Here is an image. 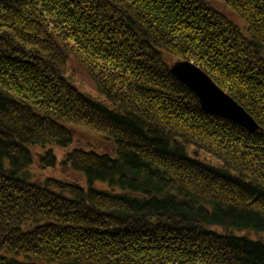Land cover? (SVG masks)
<instances>
[{
    "label": "trees",
    "instance_id": "obj_1",
    "mask_svg": "<svg viewBox=\"0 0 264 264\" xmlns=\"http://www.w3.org/2000/svg\"><path fill=\"white\" fill-rule=\"evenodd\" d=\"M167 54L262 131L201 110ZM71 60L113 107L70 84ZM72 120L114 153L66 147ZM55 147L86 187L41 178ZM261 185L264 0L0 2V264H264Z\"/></svg>",
    "mask_w": 264,
    "mask_h": 264
},
{
    "label": "rangeland",
    "instance_id": "obj_2",
    "mask_svg": "<svg viewBox=\"0 0 264 264\" xmlns=\"http://www.w3.org/2000/svg\"><path fill=\"white\" fill-rule=\"evenodd\" d=\"M167 55H169V54H167ZM172 58L173 57H170V55H169V61H170L169 70H170V72H171L170 66L173 65L175 62H177V61L190 62V60L186 59V58H177V59L173 58V60H171ZM191 64H193V63H191ZM63 76L67 77L69 79L70 84H73L81 93L83 92V93L89 94V96H91L93 98L95 96H97L95 93L96 90L94 91V88L92 86L93 85L92 83L95 80V78L94 79L91 78L89 72L84 70L75 61L71 60L69 62V64H67L65 66ZM91 80H93V81H91ZM199 106H200V109L203 110L200 103H199ZM243 110H245V109L243 108ZM252 119L254 120L253 117H252ZM77 122H79V120L70 121L71 127L73 129V136L74 137L72 140L71 139L69 140V143H67L66 147H68L70 149H72V148L74 149V147H77L78 150L80 148H83V149L89 150L88 152H94V151L96 152L97 151L99 153H101V152H106V153H110V154L114 153L115 149H114L112 142L110 140H107L102 133L98 132L97 126L93 127V124H89V123H87V124L83 123L82 124L80 122L79 123H77ZM232 123H234V122H232ZM234 124H236V123H234ZM236 125L240 126L239 124H236ZM241 127L244 128L245 130L249 131V132L262 131V129H260V127H258V129L255 131L248 130L247 128H245L243 126H241ZM54 152H55L54 154L56 156L57 165L54 169H50V168L47 169V168L41 167V169L39 171V172H41L39 174L41 176V178H45V176L58 177V178H61V180H68L69 183L74 182L75 184L84 186L85 177H83V175H81L80 173L72 171V169H70L69 166H67L66 164H65L66 166L64 168H62L63 165L60 162L65 159V154H64L65 151H64L63 147L62 148L55 147ZM203 155L206 156L205 154H203ZM213 160L216 161L215 159H213ZM37 168H40V167H37ZM62 172H64V174ZM72 174H73L76 181L74 180V178H72ZM261 187L264 188L263 185H261ZM234 234L239 236V234L240 235H246L247 233L246 232H243V233L242 232H240V233L234 232ZM248 236L254 237V238H259V236H261V235L249 233Z\"/></svg>",
    "mask_w": 264,
    "mask_h": 264
},
{
    "label": "water",
    "instance_id": "obj_3",
    "mask_svg": "<svg viewBox=\"0 0 264 264\" xmlns=\"http://www.w3.org/2000/svg\"><path fill=\"white\" fill-rule=\"evenodd\" d=\"M171 72L199 99L202 109L210 115L232 121L248 130L258 129L252 117L229 95H226L201 68L187 61H177Z\"/></svg>",
    "mask_w": 264,
    "mask_h": 264
},
{
    "label": "bare ground",
    "instance_id": "obj_4",
    "mask_svg": "<svg viewBox=\"0 0 264 264\" xmlns=\"http://www.w3.org/2000/svg\"><path fill=\"white\" fill-rule=\"evenodd\" d=\"M1 1H3V0H0V2ZM10 1H13V0H10ZM100 30H101V32H104V27H101L100 28ZM180 48H182V46H180ZM153 60V59H152ZM191 62V61H190ZM191 63H193V62H191ZM194 64V63H193ZM196 65V64H195ZM172 66V65H171ZM170 66V67H171ZM197 66V65H196ZM199 67V66H198ZM200 68V67H199ZM202 69V68H201ZM203 70V69H202ZM204 71V70H203ZM205 72V71H204ZM172 73V72H171ZM206 73V72H205ZM206 74H208V73H206ZM172 75L173 76H175L173 73H172ZM209 76V75H208ZM176 77V76H175ZM210 77V76H209ZM211 78V77H210ZM176 79L186 88V89H189L185 84H183L177 77H176ZM212 79V78H211ZM216 84V83H215ZM216 86H218L217 84H216ZM224 93H226V95H229L224 89H222L220 86H218ZM190 90V89H189ZM191 91V90H190ZM193 94H194V92L193 91H191ZM195 95V94H194ZM196 96V95H195ZM230 96V95H229ZM105 97L106 96H104V95H97L96 97H95V100H98V101H102V103L104 104V105H106L107 107H113L114 106V104L113 103H111V102H109L108 101V99H105ZM197 97V96H196ZM197 101H198V104H199V99H197ZM117 106V105H116ZM205 112V111H204ZM206 113V112H205ZM74 137V136H73ZM35 148H37V149H39L40 147H39V145H37V146H35ZM110 154V153H109ZM84 186L86 187V183L84 182Z\"/></svg>",
    "mask_w": 264,
    "mask_h": 264
}]
</instances>
